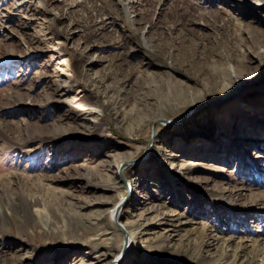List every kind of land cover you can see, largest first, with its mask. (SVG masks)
Masks as SVG:
<instances>
[{"label": "rangeland", "instance_id": "rangeland-1", "mask_svg": "<svg viewBox=\"0 0 264 264\" xmlns=\"http://www.w3.org/2000/svg\"><path fill=\"white\" fill-rule=\"evenodd\" d=\"M228 238L264 239V0H0V264H239Z\"/></svg>", "mask_w": 264, "mask_h": 264}, {"label": "bare ground", "instance_id": "bare-ground-1", "mask_svg": "<svg viewBox=\"0 0 264 264\" xmlns=\"http://www.w3.org/2000/svg\"><path fill=\"white\" fill-rule=\"evenodd\" d=\"M235 95H233V96H235ZM77 109L83 114H89V113L90 114L91 113L92 114H99V113H102L100 108L91 107V106H84V105L78 106ZM125 173L126 172L123 171V167H122L121 163H118L117 169L113 173L112 185L105 186L106 190H108L110 192L111 196H109V197L107 196L106 198H108V199L106 201L99 202L98 204L100 205V207H98V208L92 207L98 213L99 219L102 218V214H103V210H104L103 207L106 204H109L108 200L111 201V200H113V198L116 199V201H115L116 203L114 202V205H113L112 209L110 210V218L115 220V222H118V221H120L122 215L124 214V210H125L128 202H129V200L127 198L128 189L123 183L124 179L126 177ZM130 187H132L131 184H130ZM131 189H133V188H131ZM112 196H114V197L112 198ZM95 225H92V224L87 225V224L80 222L77 229H79L82 232V235L88 234V233L94 231ZM122 229L125 231L126 238H127L126 244L123 248L124 251H122V252L126 253L128 251L129 252L128 256H130L131 254H133L134 250H136L137 246L139 245V242L136 240L138 233L135 231V229H132V227L130 225L125 224V223L122 224ZM207 235H209V234H207ZM209 238L211 240L210 245L214 244L215 241H217L216 237H214V236H209ZM233 240L234 239H232V238H228V239L223 241V243H222V255H226V256L228 255L229 256V254H230L233 258L234 263H239V264L245 263L244 262V256H243L242 252L248 247L250 249H252V252L256 257H260L264 260V239L258 240V239H251L250 238V239H247L248 241H244L245 239L241 238L238 242H235V243L233 242ZM246 242H250V245H248L249 243H246ZM121 254H119L117 259H115L113 261V264H121L122 263V262L120 263V261H123L124 257L122 259L121 256H124V255H121ZM120 257L122 260H120ZM216 264H218V263H216Z\"/></svg>", "mask_w": 264, "mask_h": 264}, {"label": "water", "instance_id": "water-1", "mask_svg": "<svg viewBox=\"0 0 264 264\" xmlns=\"http://www.w3.org/2000/svg\"><path fill=\"white\" fill-rule=\"evenodd\" d=\"M193 109L194 108H192L191 110L190 109H188L186 112H184V114L182 115V118H181V120L180 121H182L183 119H184V117H186L187 115H189V113L191 112V111H193ZM131 163L129 162H127L125 165H124V168L125 167H127L128 165H130ZM126 182V181H125ZM118 224V223H117ZM118 227L120 228V230H121V232H122V234H123V236H124V243H126V241H127V238H126V233H125V231L122 229V227L120 226V224H118ZM123 254V253H122Z\"/></svg>", "mask_w": 264, "mask_h": 264}]
</instances>
